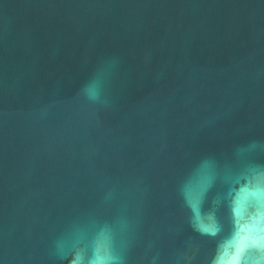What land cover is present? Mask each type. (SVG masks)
Returning a JSON list of instances; mask_svg holds the SVG:
<instances>
[{"label": "water", "instance_id": "95a60500", "mask_svg": "<svg viewBox=\"0 0 264 264\" xmlns=\"http://www.w3.org/2000/svg\"><path fill=\"white\" fill-rule=\"evenodd\" d=\"M258 226L264 0H0V264H247Z\"/></svg>", "mask_w": 264, "mask_h": 264}, {"label": "clouds", "instance_id": "9594fccd", "mask_svg": "<svg viewBox=\"0 0 264 264\" xmlns=\"http://www.w3.org/2000/svg\"><path fill=\"white\" fill-rule=\"evenodd\" d=\"M83 93L89 100L98 101L100 99V92L94 81H90L85 85L83 88ZM251 247L264 255V230H262L259 226L255 237L251 240ZM112 259L116 260L117 258ZM69 264H72V261H69ZM214 264H240V261L229 259L223 253H221L217 256ZM247 264H264V259L248 261Z\"/></svg>", "mask_w": 264, "mask_h": 264}]
</instances>
